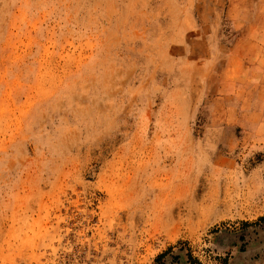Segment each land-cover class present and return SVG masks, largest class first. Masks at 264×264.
I'll return each instance as SVG.
<instances>
[{"label": "rangeland", "instance_id": "374dc122", "mask_svg": "<svg viewBox=\"0 0 264 264\" xmlns=\"http://www.w3.org/2000/svg\"><path fill=\"white\" fill-rule=\"evenodd\" d=\"M264 0H0V264H264Z\"/></svg>", "mask_w": 264, "mask_h": 264}, {"label": "trees", "instance_id": "16d2710c", "mask_svg": "<svg viewBox=\"0 0 264 264\" xmlns=\"http://www.w3.org/2000/svg\"><path fill=\"white\" fill-rule=\"evenodd\" d=\"M259 222L264 223V216L259 219Z\"/></svg>", "mask_w": 264, "mask_h": 264}]
</instances>
